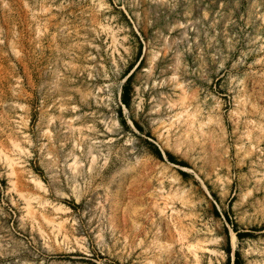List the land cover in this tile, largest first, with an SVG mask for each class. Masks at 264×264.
Returning a JSON list of instances; mask_svg holds the SVG:
<instances>
[{
    "label": "rangeland",
    "instance_id": "obj_1",
    "mask_svg": "<svg viewBox=\"0 0 264 264\" xmlns=\"http://www.w3.org/2000/svg\"><path fill=\"white\" fill-rule=\"evenodd\" d=\"M235 249L264 264V0H0V264Z\"/></svg>",
    "mask_w": 264,
    "mask_h": 264
},
{
    "label": "trees",
    "instance_id": "obj_2",
    "mask_svg": "<svg viewBox=\"0 0 264 264\" xmlns=\"http://www.w3.org/2000/svg\"><path fill=\"white\" fill-rule=\"evenodd\" d=\"M130 76H131V72L127 74V76L125 77V80L122 84V87H121V92H120V99L122 101V103L126 106L129 105V99H130ZM123 121L125 122V120L123 119ZM135 126L137 128H140L141 129V125L136 121V120H133ZM154 151L156 153V155L160 158H162V150L154 145ZM165 153H166V156L168 157V159L172 160V161H175V157L174 155L168 151V150H165ZM181 164H186L185 161L183 160H180ZM180 172L182 174H185L186 172L184 170H180ZM214 211L215 213H218V210L216 208H214ZM226 217H229L228 215H226ZM233 223V222H232ZM233 229L235 231V234L238 236V237H241L243 235V232L238 230V228L235 227V225L233 224ZM226 251L229 252L230 248H229V244L226 245L225 247ZM234 253V256L232 258V260L230 259V256H227L226 260L222 263V264H237L239 259H240V254H239V250L238 249H235L233 251Z\"/></svg>",
    "mask_w": 264,
    "mask_h": 264
}]
</instances>
